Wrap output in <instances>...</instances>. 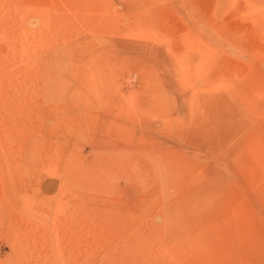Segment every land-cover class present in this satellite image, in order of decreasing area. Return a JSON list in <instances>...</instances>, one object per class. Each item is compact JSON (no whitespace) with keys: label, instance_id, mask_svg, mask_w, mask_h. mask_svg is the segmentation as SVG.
I'll return each instance as SVG.
<instances>
[{"label":"rangeland","instance_id":"rangeland-1","mask_svg":"<svg viewBox=\"0 0 264 264\" xmlns=\"http://www.w3.org/2000/svg\"><path fill=\"white\" fill-rule=\"evenodd\" d=\"M0 264H264V0H0Z\"/></svg>","mask_w":264,"mask_h":264}]
</instances>
